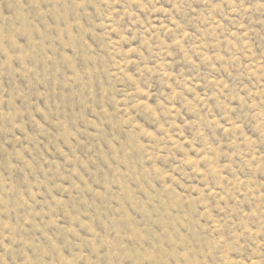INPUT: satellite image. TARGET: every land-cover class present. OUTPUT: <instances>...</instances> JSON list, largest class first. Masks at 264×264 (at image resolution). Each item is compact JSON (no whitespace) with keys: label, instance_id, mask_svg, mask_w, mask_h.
Listing matches in <instances>:
<instances>
[{"label":"rangeland","instance_id":"obj_1","mask_svg":"<svg viewBox=\"0 0 264 264\" xmlns=\"http://www.w3.org/2000/svg\"><path fill=\"white\" fill-rule=\"evenodd\" d=\"M0 264H264V0H0Z\"/></svg>","mask_w":264,"mask_h":264}]
</instances>
